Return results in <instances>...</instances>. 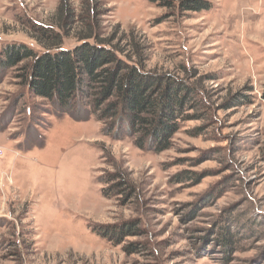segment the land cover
Masks as SVG:
<instances>
[{"label":"rangeland","instance_id":"obj_1","mask_svg":"<svg viewBox=\"0 0 264 264\" xmlns=\"http://www.w3.org/2000/svg\"><path fill=\"white\" fill-rule=\"evenodd\" d=\"M172 1L67 0L77 16L62 30L70 49L94 20L92 34L146 70L195 83L198 116L166 151L61 114L0 63V264H264V0ZM60 2L0 0V52L44 51L30 26L60 30ZM127 223L143 233L117 244L94 231Z\"/></svg>","mask_w":264,"mask_h":264},{"label":"trees","instance_id":"obj_2","mask_svg":"<svg viewBox=\"0 0 264 264\" xmlns=\"http://www.w3.org/2000/svg\"><path fill=\"white\" fill-rule=\"evenodd\" d=\"M155 1L164 7H174L172 0ZM60 3L57 9L60 30L40 23L30 26L36 44L45 50L36 51L25 42L5 43L0 52L1 65L3 62L5 68H16L21 85L33 97L53 102L61 114L78 117L82 113L86 118L92 114L104 125V135L118 133L117 139L130 135L137 147L153 152L170 149L171 136L180 128L179 121L194 119L198 115L190 111L202 106L195 83L172 73L146 70L141 59L123 55L118 44L99 40L92 34L94 20H87L90 32L80 35L76 46L63 48L62 30L66 33L77 15L67 0ZM210 6L207 0H180L177 8L184 12ZM239 96L245 95L241 92L235 98ZM139 226L127 223L124 228L117 225L115 229H106L107 232L94 231L118 244L125 236H140L143 230ZM221 236L223 250L231 252L236 245L234 236L227 230ZM136 245H131V252H139Z\"/></svg>","mask_w":264,"mask_h":264}]
</instances>
